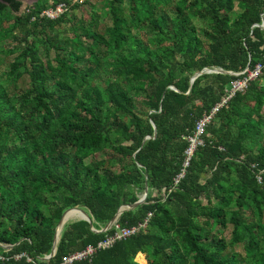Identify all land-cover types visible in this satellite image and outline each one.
Masks as SVG:
<instances>
[{
  "label": "trees",
  "instance_id": "obj_1",
  "mask_svg": "<svg viewBox=\"0 0 264 264\" xmlns=\"http://www.w3.org/2000/svg\"><path fill=\"white\" fill-rule=\"evenodd\" d=\"M46 1L16 14L19 0H0V39L15 41L0 81V264H34L20 252L52 263L94 245L144 186L115 223L150 212L146 225L70 264H264V181L254 178H264V65L216 109L172 180L185 136L231 73L264 63V0ZM58 2L68 8L57 18L38 16ZM102 10L109 23L98 27ZM74 206L89 222H64L53 255L38 260Z\"/></svg>",
  "mask_w": 264,
  "mask_h": 264
},
{
  "label": "built area",
  "instance_id": "obj_2",
  "mask_svg": "<svg viewBox=\"0 0 264 264\" xmlns=\"http://www.w3.org/2000/svg\"><path fill=\"white\" fill-rule=\"evenodd\" d=\"M67 5L64 2H58L54 5H50L48 7L43 8L39 13L38 16L44 17L47 19H55L59 15H61L63 12L67 10ZM264 63L261 61H258L254 63V65L249 68L248 66H245L241 71L233 72L231 74L235 75L236 77L229 81L227 86L223 89V93L220 96V99L217 103L214 104L213 107L210 108V110L207 113L202 114L196 121L193 126V129L191 133L187 136H185V140L187 142V145L183 149L182 152V161L179 171L175 174L173 177V184L177 183V181L183 176L184 169L188 165L189 159L193 153V150L197 147L203 144L202 140V133L207 125V123L211 120V117L213 116L214 112L218 107L225 104V102L235 93L238 91H242L247 83L253 79H255L260 73L261 69L263 67ZM220 148V147H219ZM254 178L257 183H262L264 181L262 170L257 171L254 174ZM164 189L162 188L161 191ZM150 217V212H147L144 218L141 221L136 222L133 225L130 226H119L117 223L112 222L113 229L110 233L106 234L101 240L97 241L94 245L87 244L83 248L79 250H75L71 253H68L61 257L59 261L55 262H47L45 264H70L73 261H79L83 259L89 258L93 252L100 248H107L111 246L115 241H118L120 239H125L131 235H133L135 232L142 229L146 223L148 222V219ZM1 248H8V245L0 244ZM23 257L25 261L33 262L35 263L33 259L25 254L24 252H20L13 255L14 259H18ZM51 257V256H50ZM50 257H48V254H44L41 257H36L38 260H48ZM0 259L3 260V257L0 256Z\"/></svg>",
  "mask_w": 264,
  "mask_h": 264
},
{
  "label": "rangeland",
  "instance_id": "obj_3",
  "mask_svg": "<svg viewBox=\"0 0 264 264\" xmlns=\"http://www.w3.org/2000/svg\"><path fill=\"white\" fill-rule=\"evenodd\" d=\"M19 1H20V6H19V9L16 12V14H19V13L23 12L24 9L27 6L31 5L36 0H19ZM49 3H50L49 0L46 1V5H49ZM90 3L99 4V0H90ZM80 4H82V3H80ZM82 7H85V5H82ZM74 14L75 15H78V13L76 12V10H74ZM99 17L100 18L98 20V27H102L103 25H107L109 23L108 17H106L104 10H102V12L100 13V16ZM191 22L194 23V26L196 27V29H199L201 27L203 28L204 25H205L204 23L199 22V21L194 20V19L191 20ZM14 44H15V41L12 40L10 37H6V38L0 39V81H1V79H3L5 77L3 73L6 71L8 62H9V60L13 56L11 54L10 55L9 54L6 55L4 53V50L6 48L12 47V45H14ZM27 85H28V81L26 79L19 80L17 82V84H16V87L13 88V90L16 91V90L24 89V88L27 87ZM139 94L142 95V91H139ZM136 104L137 105H140V103H136ZM261 112H262V114L264 116V107L261 109ZM261 141L264 142V138H262ZM104 151L106 153V156H109V157L113 158V155H112L113 153L110 150L104 149ZM119 169H120V165L117 164V163H114V164H111L109 170H111L112 172H117ZM141 194H142V192H138V194H137L138 195V198L140 197ZM80 209H82V208H80ZM70 210H72V209H70ZM67 214H69L71 216L78 215V214H81L82 215V213L80 211H74V212L72 211V212L67 213ZM76 219H78V217H69L65 222L72 221V220H76ZM143 255H144L143 253H138V254L135 255V259L144 262L145 260H144V256Z\"/></svg>",
  "mask_w": 264,
  "mask_h": 264
},
{
  "label": "water",
  "instance_id": "obj_4",
  "mask_svg": "<svg viewBox=\"0 0 264 264\" xmlns=\"http://www.w3.org/2000/svg\"><path fill=\"white\" fill-rule=\"evenodd\" d=\"M202 71H205V72H210V71H214V72H222L221 69H213V70L203 69ZM202 71H200V72H202ZM200 72H197V73H195L193 76H191L190 79H189V82H191V81L193 80V78H194L195 76H197ZM145 195H146V187L144 186L143 191H142V194L140 195V197H139L135 202H133L132 204L127 205V206H125V207L119 206V207L117 208L116 212L114 213V215L111 217V219H109L101 229L96 230V231H103V230H105L106 228H108V227L110 226V224H112V222L115 221V219H116V217L118 216L119 212H120L123 208L132 207V206H134V205H136V204H138V203H142V202H143V199H144V197H145ZM70 209H74V208H68V209H65V210L61 213V216H60V218H59V220H58V222H57V224H56V226H55V228H54V233H53V237H52L51 249H50V251H49V253H48V257L52 256L53 253H54V246H55V242H56V240H57L58 232H59V230H60V228H61V226H62V224H63V221H62L63 215H64L68 210H70ZM75 209L78 210V211H80V212L82 213V216L80 217V219L89 222V216H88V214H87L86 212H84L82 209H79V208H75ZM90 229L93 230V228H90Z\"/></svg>",
  "mask_w": 264,
  "mask_h": 264
},
{
  "label": "bare ground",
  "instance_id": "obj_5",
  "mask_svg": "<svg viewBox=\"0 0 264 264\" xmlns=\"http://www.w3.org/2000/svg\"><path fill=\"white\" fill-rule=\"evenodd\" d=\"M72 211L74 212V211H78V210H76V209H72V210L67 211V212L63 215V218H62L63 223H64L69 217H78V219H79V217L82 216V215H80V214H78V215H73V216L67 215V213H70V212H72Z\"/></svg>",
  "mask_w": 264,
  "mask_h": 264
},
{
  "label": "crops",
  "instance_id": "obj_6",
  "mask_svg": "<svg viewBox=\"0 0 264 264\" xmlns=\"http://www.w3.org/2000/svg\"><path fill=\"white\" fill-rule=\"evenodd\" d=\"M72 208H74V209H75V208H79V207H77V206H74V207H72ZM79 209H80V208H79ZM82 210H83V209H82ZM83 211H84V210H83ZM84 212H85V211H84ZM79 219H80V217H79ZM76 220H77V219H76Z\"/></svg>",
  "mask_w": 264,
  "mask_h": 264
}]
</instances>
